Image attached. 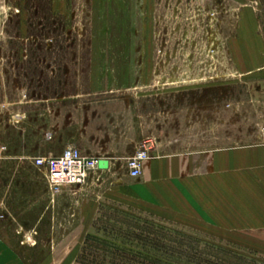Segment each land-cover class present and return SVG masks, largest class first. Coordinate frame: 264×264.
I'll return each mask as SVG.
<instances>
[{
    "label": "rangeland",
    "instance_id": "obj_1",
    "mask_svg": "<svg viewBox=\"0 0 264 264\" xmlns=\"http://www.w3.org/2000/svg\"><path fill=\"white\" fill-rule=\"evenodd\" d=\"M227 113L231 147L252 143L264 113V0H0V234L12 258L264 264L252 198L239 221L237 206L221 219L204 196L191 213L172 183L134 180L126 167L136 148L149 145L151 160L191 126L205 146ZM69 145L114 154L115 167L55 193L33 159Z\"/></svg>",
    "mask_w": 264,
    "mask_h": 264
},
{
    "label": "crops",
    "instance_id": "obj_2",
    "mask_svg": "<svg viewBox=\"0 0 264 264\" xmlns=\"http://www.w3.org/2000/svg\"><path fill=\"white\" fill-rule=\"evenodd\" d=\"M228 108L229 106H226L223 112L229 111ZM262 115L263 121H260V130L258 129L253 134V138L250 140L252 143L246 146L231 147L228 113L222 115L221 133L218 136L215 135L216 138L212 137L214 136V125L208 127L209 129L205 133L206 136L209 135L205 136V141L206 143L208 141V144L205 146L202 145L203 139L194 134L196 128H192V126L188 130L189 136L186 139L174 136L173 140H168L165 137L164 141L159 144L158 153L152 154V159L145 163L142 176L132 179L137 181H143L145 178L163 180L165 186L172 183L175 198L189 206L191 213L193 210L197 212L198 199L202 198L200 200H203L204 196V206L212 210L213 206L217 205V212L221 215V219L225 220H229L230 208L233 204L237 206L238 217L236 219L239 221L242 218L240 215L242 201H245L246 204L247 197L252 198L253 221L263 224L264 134L261 133V127L264 126V113ZM212 122L215 121L211 120ZM217 125L219 126V122ZM212 139L217 141L213 140L214 143H209ZM52 140L51 138L47 141ZM236 140L239 142L242 139L237 137ZM78 149L82 152L80 148ZM41 153L36 157L59 156L52 151ZM82 154L99 160H108L109 168L106 171L110 172L115 167L114 154H105L104 156L94 153V151L82 152ZM96 172H104V170L99 169ZM3 204L1 201L0 205ZM200 205L203 206L201 201ZM260 226L262 227V225ZM2 239L3 235L0 234V264L5 263L3 262L5 258L13 260L10 264H19L16 258H12L15 252L6 246ZM76 248L74 244L70 243L65 254L75 253Z\"/></svg>",
    "mask_w": 264,
    "mask_h": 264
},
{
    "label": "built area",
    "instance_id": "obj_3",
    "mask_svg": "<svg viewBox=\"0 0 264 264\" xmlns=\"http://www.w3.org/2000/svg\"><path fill=\"white\" fill-rule=\"evenodd\" d=\"M261 133L264 134V126L261 127ZM148 147L147 144L142 145L128 159L126 167L131 178L142 176L144 165L150 159ZM98 162V158L83 155L75 146L67 147L59 156L33 159L34 165L45 171L48 185L55 193L67 187L84 185L91 173L99 170Z\"/></svg>",
    "mask_w": 264,
    "mask_h": 264
},
{
    "label": "water",
    "instance_id": "obj_4",
    "mask_svg": "<svg viewBox=\"0 0 264 264\" xmlns=\"http://www.w3.org/2000/svg\"><path fill=\"white\" fill-rule=\"evenodd\" d=\"M98 167L100 170H107L109 168L108 160H105V159L99 160Z\"/></svg>",
    "mask_w": 264,
    "mask_h": 264
}]
</instances>
